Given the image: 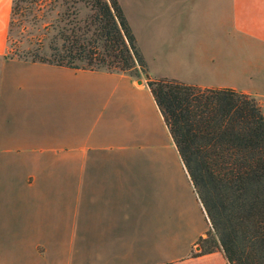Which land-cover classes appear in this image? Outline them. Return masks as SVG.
I'll return each instance as SVG.
<instances>
[{
    "label": "crops",
    "instance_id": "obj_1",
    "mask_svg": "<svg viewBox=\"0 0 264 264\" xmlns=\"http://www.w3.org/2000/svg\"><path fill=\"white\" fill-rule=\"evenodd\" d=\"M199 2L180 1L176 14L161 17L191 35ZM225 5V13L216 9L225 15L215 22H225L221 35L262 57L264 0ZM11 7L0 0V84L8 90L0 92V264H228L221 251L197 254L208 220L190 180L189 207L163 171L167 159L183 165L146 82L7 58ZM59 69L72 70V88L46 78ZM86 74L87 91L78 78ZM180 81L233 89L264 107L260 92ZM165 228L170 242L186 243L182 254L163 253Z\"/></svg>",
    "mask_w": 264,
    "mask_h": 264
},
{
    "label": "trees",
    "instance_id": "obj_2",
    "mask_svg": "<svg viewBox=\"0 0 264 264\" xmlns=\"http://www.w3.org/2000/svg\"><path fill=\"white\" fill-rule=\"evenodd\" d=\"M14 20L37 31L18 59L145 75L210 225L197 254L221 251L228 264H264V115L254 96L149 79L118 0H12Z\"/></svg>",
    "mask_w": 264,
    "mask_h": 264
},
{
    "label": "rangeland",
    "instance_id": "obj_3",
    "mask_svg": "<svg viewBox=\"0 0 264 264\" xmlns=\"http://www.w3.org/2000/svg\"><path fill=\"white\" fill-rule=\"evenodd\" d=\"M118 1L124 10V14L125 12L127 14V20L145 60L149 79H177L179 81L195 82L198 85L210 83L231 84L230 86H235L238 89H248L252 92L264 94V55L259 57L254 52L255 49L249 45L237 46V43L230 37L226 40L225 34L221 35L220 33L226 28L223 27L226 26L225 22L220 25L215 23L216 21L219 22L220 18L223 20L225 16L223 14L220 17L216 15V9L219 8L220 12H224L226 0H200L196 11L198 16L197 23L190 25L189 28L191 35H187L188 31L180 34L186 30V27L177 29L174 26V20L169 21L161 17L163 14H169V16L176 14L180 1L187 2V0H168L167 4L165 0ZM15 21L8 26L6 42L8 53L6 57L18 59L17 54L19 51H26L34 47L33 35L37 31L27 26V24L18 25V22ZM210 31H213V33L205 36ZM221 42H224L226 46L222 47ZM196 44H201L203 47L198 50ZM189 46H193L192 49L188 48ZM1 60L2 56H0V62ZM3 68L4 66L0 65V75ZM11 70L12 66L5 68L6 72ZM62 70L59 69L57 72L47 74L50 76L46 78L52 83L60 81V86L62 89L64 88L63 90L72 88V83L74 82L68 73H74L71 72L72 70ZM129 76L133 79L147 81L143 74H140L139 77ZM90 77L92 76L88 74L78 77L79 79L83 78L86 91L92 85ZM56 85L58 84L52 86ZM6 91H8L7 86L1 87L0 84V92ZM2 108L3 105L0 109L2 110ZM262 111L264 112V107ZM166 162L168 163L163 171L171 176L173 174V178L177 179L176 185L180 191L181 205L193 206L195 197L192 192L193 197L188 199V190L191 189L192 191V187L183 167L181 166L180 168L179 164H177V159H167ZM159 171H162L161 167ZM206 232L204 238H206ZM166 233H168L167 228H165L163 253L166 254L170 251L168 254L171 255L182 254L186 243L170 242V236L166 235ZM199 240L197 245L200 244ZM202 245L204 246V243ZM151 260L155 259H148V261Z\"/></svg>",
    "mask_w": 264,
    "mask_h": 264
},
{
    "label": "water",
    "instance_id": "obj_4",
    "mask_svg": "<svg viewBox=\"0 0 264 264\" xmlns=\"http://www.w3.org/2000/svg\"><path fill=\"white\" fill-rule=\"evenodd\" d=\"M140 82V81H139ZM199 248V247H198Z\"/></svg>",
    "mask_w": 264,
    "mask_h": 264
}]
</instances>
